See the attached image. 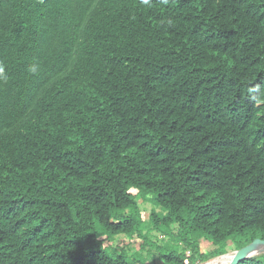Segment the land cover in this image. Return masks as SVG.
<instances>
[{"label": "trees", "instance_id": "1", "mask_svg": "<svg viewBox=\"0 0 264 264\" xmlns=\"http://www.w3.org/2000/svg\"><path fill=\"white\" fill-rule=\"evenodd\" d=\"M0 68V264L264 240V0H0Z\"/></svg>", "mask_w": 264, "mask_h": 264}, {"label": "rangeland", "instance_id": "2", "mask_svg": "<svg viewBox=\"0 0 264 264\" xmlns=\"http://www.w3.org/2000/svg\"><path fill=\"white\" fill-rule=\"evenodd\" d=\"M131 192L133 194H135L137 191L135 189L131 190ZM136 199L138 201L139 207L141 209V217L142 219H147L149 213L152 210L155 211H159L160 208L157 207L156 205L152 204L151 202H142L141 197L136 196ZM158 232L156 231H151L150 233L147 234V237L149 240H151L152 242H156L159 245H163L166 246L169 243V239L166 236H161L159 239H156L158 236ZM101 239L103 240L104 246H111V247H117V248H124L123 250L127 253V255H139L140 258L139 261L141 262V264H162V262L158 259V256L156 254L155 249L150 248V251L147 249L140 251V246H139V238L134 235L132 238H127L126 236H115L112 239H107L106 237H101ZM126 243H128L126 245ZM205 247V245L203 246V248ZM205 248L202 249V252H205ZM235 251L234 246L232 244H230L227 247V253L225 256L223 257H218V258H214L211 260H208L210 264H228L229 260L231 259L233 252ZM207 262V261H206ZM205 263V262H204ZM207 263V264H208ZM200 264V263H197Z\"/></svg>", "mask_w": 264, "mask_h": 264}, {"label": "water", "instance_id": "3", "mask_svg": "<svg viewBox=\"0 0 264 264\" xmlns=\"http://www.w3.org/2000/svg\"><path fill=\"white\" fill-rule=\"evenodd\" d=\"M264 252V240L256 238L245 247L235 250L228 264H238L239 261L254 257L255 255ZM221 255L220 257L225 256ZM209 261L200 264H207ZM209 264V263H208Z\"/></svg>", "mask_w": 264, "mask_h": 264}, {"label": "clouds", "instance_id": "4", "mask_svg": "<svg viewBox=\"0 0 264 264\" xmlns=\"http://www.w3.org/2000/svg\"><path fill=\"white\" fill-rule=\"evenodd\" d=\"M144 2H145V3H147V2H148V0H144ZM2 71H3V69H2V68H0V73H2Z\"/></svg>", "mask_w": 264, "mask_h": 264}, {"label": "bare ground", "instance_id": "5", "mask_svg": "<svg viewBox=\"0 0 264 264\" xmlns=\"http://www.w3.org/2000/svg\"><path fill=\"white\" fill-rule=\"evenodd\" d=\"M210 264V263H209Z\"/></svg>", "mask_w": 264, "mask_h": 264}]
</instances>
